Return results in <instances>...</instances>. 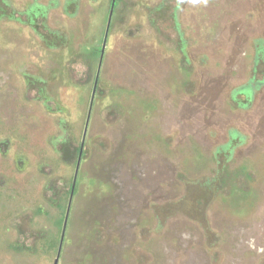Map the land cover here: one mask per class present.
Returning <instances> with one entry per match:
<instances>
[{"label": "rangeland", "instance_id": "374dc122", "mask_svg": "<svg viewBox=\"0 0 264 264\" xmlns=\"http://www.w3.org/2000/svg\"><path fill=\"white\" fill-rule=\"evenodd\" d=\"M111 1L0 0V264H264V0H118L67 195Z\"/></svg>", "mask_w": 264, "mask_h": 264}, {"label": "water", "instance_id": "95a60500", "mask_svg": "<svg viewBox=\"0 0 264 264\" xmlns=\"http://www.w3.org/2000/svg\"><path fill=\"white\" fill-rule=\"evenodd\" d=\"M115 5H116V0H112L110 14H109V19H108V25H107L106 34H105V38H104V43H103V47H102V51H101V55H100L99 69H98V73H97V77H96V82H95V87H94V93H93V97H92V100H91L89 116H88V120H87V124H86V130H85L84 139H83L82 144H81V148H80V152H79V157H78V161H77V169H76V174H75V178H74V182H73V186H72L71 197L73 196L74 190H75V187H76V181H77V177H78V171H79V168H80V164H81V160H82V156H83V152H84L85 137H86V133H87V129H88V124H89V120H90V112H91V109H92V106H93V102H94V95H95L96 88H97V84H98V80H99L100 69H101V66H102L103 58H104V52H105V49H106V43H107L108 33H109V30H110V25H111L112 17H113L114 10H115ZM68 216H69V208H68L67 216H66V219H65V222H64L63 234H62L61 241H60L58 256H57L54 264H59L60 253H61V250H62V245H63V242H64V236H65L67 222H68Z\"/></svg>", "mask_w": 264, "mask_h": 264}, {"label": "trees", "instance_id": "16d2710c", "mask_svg": "<svg viewBox=\"0 0 264 264\" xmlns=\"http://www.w3.org/2000/svg\"><path fill=\"white\" fill-rule=\"evenodd\" d=\"M112 2V1H111ZM117 4H118V0H116V5H115V9H116V7H117ZM31 20L34 22V18H31ZM97 47H98V56L100 57V53H101V45L99 44V45H97ZM262 52H264L263 51V48L261 49H259L258 50V54H257V60H259L260 59V54L259 53H262ZM242 93L243 94H245L246 96H247V99H248V101H250V98H252V94H253V88L251 87V85H249V86H247L246 88H244L243 90H242ZM241 171L242 172H244L245 173V175H247V176H249V174L247 173V167L246 166H242L241 167ZM229 173V172H228ZM72 186L73 185H71V188L67 191V195H70L71 194V192H72ZM235 187V186H234ZM77 192V185H76V187H75V190H74V193H76ZM246 194H248V192H246ZM60 222H61V224H63L64 223V219H61L60 220Z\"/></svg>", "mask_w": 264, "mask_h": 264}]
</instances>
